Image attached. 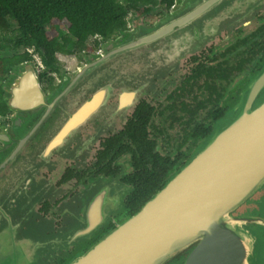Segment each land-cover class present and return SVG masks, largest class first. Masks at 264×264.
<instances>
[{"label":"flooded vegetation","instance_id":"1","mask_svg":"<svg viewBox=\"0 0 264 264\" xmlns=\"http://www.w3.org/2000/svg\"><path fill=\"white\" fill-rule=\"evenodd\" d=\"M181 5L175 0L167 10L159 4L149 17L132 13L130 29L147 34L182 12ZM115 39L108 47L69 50L74 63L59 72L33 66L39 86L0 122V180L17 175L0 195L17 188L19 197L33 200L25 211L53 237L30 264H70L181 172L239 90L264 68V0L244 20L223 23L196 50L182 53L175 68L130 69L135 63L113 56L80 74L113 50ZM26 63L32 65H16L21 70ZM66 83L72 84L68 94L50 102ZM262 198L264 191L255 198L257 210ZM24 206L18 200L13 209Z\"/></svg>","mask_w":264,"mask_h":264},{"label":"water","instance_id":"2","mask_svg":"<svg viewBox=\"0 0 264 264\" xmlns=\"http://www.w3.org/2000/svg\"><path fill=\"white\" fill-rule=\"evenodd\" d=\"M256 1L183 0L178 15L147 34L139 27L123 32L113 50L80 74L113 56L135 63L130 69L175 68L182 53L196 50L223 23L250 16ZM20 68L16 65L2 86L11 112L19 111L17 104L27 102L39 86L33 65ZM71 86L58 88L50 102L57 95L66 96ZM236 96L211 134L193 148L181 172L70 264H165L190 245L173 264H264V198L261 210L253 206L264 191V68ZM129 104L132 100H127ZM4 127L0 125V133ZM0 197V264H29L42 247L35 243L39 235L43 242L53 237L39 230L25 211L32 210V200L14 211L19 189ZM22 228L27 229L19 235Z\"/></svg>","mask_w":264,"mask_h":264},{"label":"trees","instance_id":"3","mask_svg":"<svg viewBox=\"0 0 264 264\" xmlns=\"http://www.w3.org/2000/svg\"><path fill=\"white\" fill-rule=\"evenodd\" d=\"M174 1L0 0V50L23 49L21 53L0 58V122L8 113L2 86L13 66L23 62L36 63L30 49L40 59L41 65L36 66L38 69L59 72L64 63L58 55L69 50L98 49V39H115L126 28L131 13L149 17L152 7L164 4L170 10ZM46 12L50 13V19L46 17ZM9 17L16 23L13 28L9 25ZM51 20L61 27L66 43L50 37L53 28ZM90 37H95V44L88 45Z\"/></svg>","mask_w":264,"mask_h":264},{"label":"rangeland","instance_id":"4","mask_svg":"<svg viewBox=\"0 0 264 264\" xmlns=\"http://www.w3.org/2000/svg\"><path fill=\"white\" fill-rule=\"evenodd\" d=\"M181 2H182V0H181ZM46 17H47L48 19L51 18L49 12H46ZM134 18H135V15H132V13L128 16L127 21H126V27H127L128 29H130V27L132 26V23H133V19H134ZM8 21H9V25H10L11 28H13V27L16 26V23L14 22V19H13L12 17H9V18H8ZM51 22L53 23V28H52L51 31H50V37L55 38L56 40H58L59 42H61V43H63V44L66 43V40H65V38L63 37L62 31H61V27H59V25H58L57 23H55V21L51 20ZM130 31H132V29H130ZM95 40H96L95 37H90L89 40H88V45H93V44H95V42H96ZM98 41H99V48H102L103 46H105V45L108 43L109 40H107V39H101V38H100V39H98ZM110 43H111V42H110ZM110 43L107 44V47L110 45ZM22 50H23V49H6V50H0V58H1V57H10V56H13V55H15V54H17V53H21ZM29 51L32 53L34 59L36 60V61H35L36 63L31 62L32 65H33L35 68H36L37 65L40 66L41 63H40V59H39L38 55H37L32 49H30ZM58 57H59V59H61V60L63 61V63L65 64V66H70V65H71V61H72V63H74V59L72 58V55H71L70 51L66 52V53L63 54V55H58ZM11 71H12V69L10 70V73H11ZM16 177H17V175H16L15 177H13V178H11V176H9V177H7V179L0 180V186L6 188L7 184H8L9 182L13 181V179L16 178ZM19 200H20L22 203L25 202V204H26V203H29V202H28L27 200H25L23 197H19ZM32 201H33V200H32ZM33 202H34V201H33ZM31 204H32V207H33V203H31ZM32 221H33V220H32ZM33 223H34V222H33ZM34 224H35V223H34ZM35 226H37V225L35 224ZM37 227H38V226H37ZM38 228H39V227H38ZM26 229H27V228H22L21 231H19V229H18V230H17V231H18V234H19V235H22V233H23L24 231H26ZM39 230L43 231V230L40 229V228H39ZM43 232H45V231H43ZM45 233H46V232H45ZM46 234H47V233H46ZM47 235H48V234H47ZM48 236H49V235H48ZM49 237H51V236H49ZM43 238H44V236L39 235L38 240L35 242V243H37V244L42 245V247L38 250V252L43 248V241H40V240H42ZM35 243H34V244H35ZM37 255H38V254H37ZM36 257H37V256H35V258H36ZM35 258H34V259H35ZM34 259L29 260V264L32 263ZM14 264H18V263L15 262Z\"/></svg>","mask_w":264,"mask_h":264}]
</instances>
